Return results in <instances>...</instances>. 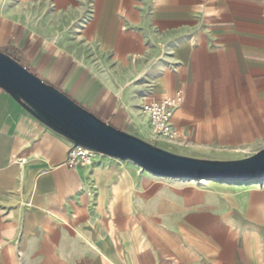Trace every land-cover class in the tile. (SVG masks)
<instances>
[{"label": "crops", "instance_id": "1", "mask_svg": "<svg viewBox=\"0 0 264 264\" xmlns=\"http://www.w3.org/2000/svg\"><path fill=\"white\" fill-rule=\"evenodd\" d=\"M0 52L142 140V98L179 93L181 156L234 161L264 126V0H0ZM70 146L0 89V264H264V184L70 169Z\"/></svg>", "mask_w": 264, "mask_h": 264}, {"label": "water", "instance_id": "2", "mask_svg": "<svg viewBox=\"0 0 264 264\" xmlns=\"http://www.w3.org/2000/svg\"><path fill=\"white\" fill-rule=\"evenodd\" d=\"M0 89L73 147L130 161L154 176L219 183L264 180V147L250 157L234 161L195 159L169 152L101 121L1 52Z\"/></svg>", "mask_w": 264, "mask_h": 264}, {"label": "built area", "instance_id": "3", "mask_svg": "<svg viewBox=\"0 0 264 264\" xmlns=\"http://www.w3.org/2000/svg\"><path fill=\"white\" fill-rule=\"evenodd\" d=\"M182 104L179 93L162 100H155L144 96L140 107V114L148 124L150 137L156 141L178 143L181 138L178 130L172 125L175 110ZM100 155L82 147L70 146L67 152L65 164L68 168L89 167ZM25 163V159L19 161V165Z\"/></svg>", "mask_w": 264, "mask_h": 264}, {"label": "rangeland", "instance_id": "4", "mask_svg": "<svg viewBox=\"0 0 264 264\" xmlns=\"http://www.w3.org/2000/svg\"><path fill=\"white\" fill-rule=\"evenodd\" d=\"M143 140L154 146L162 147V149L167 150L169 152L178 151V149L173 148L175 144L171 142L156 141L155 139H152L151 137H143ZM263 147H264V126L261 127L259 136H256L255 140L250 145H246L243 148H239L233 152H230L227 154V156L228 158H231V159L240 160V159L247 158V157L254 155L258 151H260ZM172 153H175V152H172ZM96 159L104 160L108 162L111 166H114L116 170H118L120 173H122L124 170H128V171L134 172L135 175H137L138 177H144L148 179L154 178V180H162L170 184L189 185V186H199V185L205 184L203 181H182V180H172V179L160 178V177H157V176H154L152 174L145 172L140 167H138L137 165L133 164L130 161H120V160H115V159H111V158H107L103 156H99ZM224 183H226L227 185L229 184L236 185V186L239 185V187H241L240 185H243L244 187L258 188L259 186H262L264 184V180L257 181V182H255V180H251V181H234V182H224Z\"/></svg>", "mask_w": 264, "mask_h": 264}]
</instances>
